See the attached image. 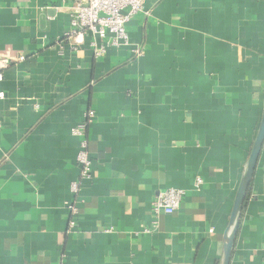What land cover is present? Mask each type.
Wrapping results in <instances>:
<instances>
[{"label": "crops", "instance_id": "crops-1", "mask_svg": "<svg viewBox=\"0 0 264 264\" xmlns=\"http://www.w3.org/2000/svg\"><path fill=\"white\" fill-rule=\"evenodd\" d=\"M72 7L0 0V264H218L264 109V0H144L100 57L66 40ZM168 189L181 205L155 215ZM250 196L230 264H264V143Z\"/></svg>", "mask_w": 264, "mask_h": 264}, {"label": "built area", "instance_id": "built-area-1", "mask_svg": "<svg viewBox=\"0 0 264 264\" xmlns=\"http://www.w3.org/2000/svg\"><path fill=\"white\" fill-rule=\"evenodd\" d=\"M141 12H144V0H73L70 29L66 34V40L80 45L89 38L94 55L97 57L103 56L107 49L129 44L126 24L132 16ZM98 40L99 43H96ZM23 60V56L18 58L20 62ZM2 66L5 68L8 65L4 62ZM93 116L94 112L89 111L86 122L74 130V133L77 135L83 134V130ZM1 126L0 122V128ZM77 163L80 171L79 179L89 178L92 162L87 151L86 142L81 144L77 155ZM201 184L202 180L197 178L195 188H200ZM70 189L74 195H77L80 190V182H72ZM183 197L184 191L178 189L159 192L154 198L152 210L155 215L160 213L172 215L180 207ZM68 208L71 214L69 224L73 227L77 208L74 204H69Z\"/></svg>", "mask_w": 264, "mask_h": 264}, {"label": "water", "instance_id": "water-1", "mask_svg": "<svg viewBox=\"0 0 264 264\" xmlns=\"http://www.w3.org/2000/svg\"><path fill=\"white\" fill-rule=\"evenodd\" d=\"M264 143V109L248 159L243 167L240 182L234 197L228 225L223 234L222 254L218 264H230L236 236L239 230L244 200L251 184L259 155Z\"/></svg>", "mask_w": 264, "mask_h": 264}, {"label": "trees", "instance_id": "trees-1", "mask_svg": "<svg viewBox=\"0 0 264 264\" xmlns=\"http://www.w3.org/2000/svg\"><path fill=\"white\" fill-rule=\"evenodd\" d=\"M250 188H251V184H250V186H249V189H248V191H247V194H246V197H245V200H244L243 209L245 208V206H246L248 200L251 198V196H250ZM243 209H242V212H243Z\"/></svg>", "mask_w": 264, "mask_h": 264}]
</instances>
